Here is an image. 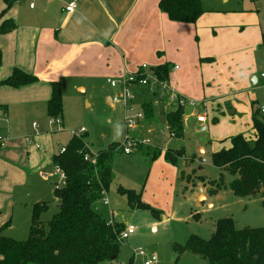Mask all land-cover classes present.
Returning a JSON list of instances; mask_svg holds the SVG:
<instances>
[{
	"label": "crops",
	"instance_id": "obj_1",
	"mask_svg": "<svg viewBox=\"0 0 264 264\" xmlns=\"http://www.w3.org/2000/svg\"><path fill=\"white\" fill-rule=\"evenodd\" d=\"M74 1L77 8L67 14L66 6ZM160 1L15 0L5 19L14 20L17 29L0 34V79L19 69L37 81L17 89L0 86V135L8 139L0 148V226L14 213L19 187H25L37 172L50 166L54 169L52 158L59 153L46 148L47 135L40 132L49 119L47 106L53 82H59L62 89V128L67 121V99L72 97L76 102L79 93L92 91L102 93L107 104L115 108L111 97L116 91L107 80L119 78L125 70L135 73L144 64L151 68L167 65L170 85L188 99L206 101L205 108L206 103L215 105L228 98L221 96L222 91L240 94L249 86L261 85L258 69L264 65V0H202L205 13L195 24L172 22L160 10ZM4 9L3 3L0 14ZM145 90L153 103L143 102L137 108L134 99L132 107L141 111L143 104L150 103L153 109L157 102L163 131L167 132L163 139L172 140L166 115L178 108L171 106L168 92L154 85L133 89L141 99ZM257 102L251 96L248 107H242L244 112L249 111L246 115L251 126L253 114L264 109L258 108ZM196 114H201L193 112L197 120ZM206 123L200 124L203 131ZM54 175L58 178L55 171ZM62 183L59 180L58 184Z\"/></svg>",
	"mask_w": 264,
	"mask_h": 264
},
{
	"label": "rangeland",
	"instance_id": "obj_2",
	"mask_svg": "<svg viewBox=\"0 0 264 264\" xmlns=\"http://www.w3.org/2000/svg\"><path fill=\"white\" fill-rule=\"evenodd\" d=\"M212 0H206L211 3ZM204 2L207 9L209 6ZM3 2L0 0V5ZM148 66V65H147ZM149 67V66H148ZM155 67H149V71ZM260 76L264 73L258 69ZM149 71L147 73H149ZM264 82V81H263ZM261 85L248 87L240 94H229L222 91L221 96L228 98L215 105L204 107L202 99H192L197 103L193 109L188 105L185 110L184 140L172 137L163 139L164 123L161 109L154 101L155 116L152 119H141L139 129L128 134L132 138H143L148 145L169 153L179 159L177 166L165 161L164 155L155 161L141 153L133 151L126 155L123 151L114 157L113 182L105 198L109 206L98 202L95 209L106 219H113L125 229L135 226L136 232L125 240L120 248L116 264H144L150 260L152 264H209L202 257L186 252L179 257L173 250L174 244L185 245L192 235L209 240L215 232V224L221 219L231 218L237 230L245 227L264 228V204L261 199L253 197H238L231 190V183L236 176L224 173L213 165L214 153L228 148L230 139L237 135L252 137L251 120L242 107H248L251 96L258 102L256 106H264V88ZM151 88L154 83L151 82ZM252 92H251V91ZM210 94V92L208 93ZM213 97L216 95H208ZM79 101L67 99L65 126H41L40 132L47 135L46 148L53 153H60L67 145L73 133L84 129L81 134L86 139L90 150L95 154L107 150L112 144H124L126 137L124 109L122 106L110 107L102 93L89 91L88 94H78ZM133 91V100L137 108L143 102H152L149 91H143L144 99ZM220 95V94H219ZM137 97V99H136ZM238 104L241 107L237 108ZM176 108V104L171 105ZM219 108H221L219 110ZM250 108V107H249ZM238 109L234 115L232 112ZM208 117L205 130L197 123L193 112ZM0 114L2 112L0 111ZM195 115V114H194ZM264 113L260 112V118ZM214 118L218 119L215 122ZM162 134V136H161ZM3 136V135H1ZM5 136V135H4ZM142 140V139H141ZM203 149L204 152H200ZM182 172L191 175L186 181L182 180ZM48 176L45 178L44 176ZM59 180L54 175L52 166L44 172H37L25 187L16 191L14 198V213L9 218L10 226L3 236L17 241H26L29 237L32 221L33 206L48 204V210L41 216L43 222L50 221L58 212L54 190ZM202 187V193L199 191ZM132 189L142 194V201L161 214L149 211L132 210L127 198L119 194V189ZM214 191V195L210 191ZM197 194L204 195L200 200ZM143 251L144 258L135 257L134 252ZM132 260V262H131Z\"/></svg>",
	"mask_w": 264,
	"mask_h": 264
},
{
	"label": "trees",
	"instance_id": "obj_3",
	"mask_svg": "<svg viewBox=\"0 0 264 264\" xmlns=\"http://www.w3.org/2000/svg\"><path fill=\"white\" fill-rule=\"evenodd\" d=\"M2 2L5 9L0 14V34L6 35L17 29L14 20L5 19L15 0ZM159 7L172 22L182 24H195L205 13L202 0H161ZM153 72L159 81L169 83L167 65L158 66ZM36 81V77L14 69L6 79H0V86L17 89ZM51 88L47 106L49 119H62L61 85L53 82ZM177 108L166 115V126L171 137L184 140V108L178 105ZM141 111L145 119L152 118L150 103L143 104ZM252 127V137H232L228 148L213 154L212 162L219 170L237 177L230 185L234 195L259 198L264 204V117L260 118L259 111L253 114ZM120 146L112 144L97 153L96 163L92 164L84 160L91 153L86 139L72 136L65 151L52 158L53 165L65 175L61 186L54 190L58 212L50 221L43 222L41 216L47 212L48 204H35L26 241L3 236L10 220L0 226V264H116L125 228L115 224L113 219L106 220L95 205L105 199L111 187L114 157L123 151ZM135 151L152 161L163 154L165 161L173 166L179 161L152 145H140ZM190 177L182 172V180L188 181ZM119 194L127 198L132 210L149 211L158 217L161 214L145 204L142 194L135 190L120 188ZM210 194L214 195V191ZM173 250L177 253L176 263L180 256L190 252L209 264H264V228L237 230L233 219H221L215 224V232L209 240L192 235L185 245L174 244Z\"/></svg>",
	"mask_w": 264,
	"mask_h": 264
},
{
	"label": "built area",
	"instance_id": "obj_4",
	"mask_svg": "<svg viewBox=\"0 0 264 264\" xmlns=\"http://www.w3.org/2000/svg\"><path fill=\"white\" fill-rule=\"evenodd\" d=\"M33 7V5H31ZM77 8V3L71 2L69 3L65 10L67 14H70L75 11ZM178 67H175V70H177ZM149 67L147 65H141L139 69L135 72H129L125 70L119 78H110L107 80V83L109 86L116 91V93L111 97L112 103L115 106H122L124 109V122H125V130H126V137L124 144H122L120 147L122 148L123 152L126 155L132 154L133 151H135L140 145H148L149 141L147 140H138L135 138H132L129 136L128 132L129 130H134L138 127L139 122L141 119H144V114L142 111H135V109L132 107V100H133V89L135 87H146L149 86L151 82L154 83V86L160 87L163 91L169 93V99L172 103H175L181 108H186L188 105L191 108H195L197 106V103L192 100L188 99L182 95H180L168 82H161L154 74L153 70H150L149 73ZM261 79L264 81V73L261 74ZM262 113H264V109L261 110ZM197 122L199 124L206 123L207 117L205 115H197ZM50 126H61L62 120L61 119H50L49 120ZM34 128L37 127V124L33 125ZM168 130V128L166 127ZM84 132V129L77 131L73 133V136L79 137ZM8 142V139L4 136L0 135V148L5 146ZM37 149H41V145H36ZM65 149H62V152H64ZM84 160L86 162H90L92 164L96 163L97 160V154L90 153L89 155H86ZM55 174L58 176L59 180H64L65 175L61 171V169L57 166H54ZM103 204L105 206H109V201L107 198L102 200ZM136 232L135 226L131 225L128 228L125 229V231L121 234V239L123 241L129 239L132 235H134ZM135 257L144 258L146 257V254L143 251L134 252ZM144 264H152L150 260L145 261Z\"/></svg>",
	"mask_w": 264,
	"mask_h": 264
},
{
	"label": "water",
	"instance_id": "obj_5",
	"mask_svg": "<svg viewBox=\"0 0 264 264\" xmlns=\"http://www.w3.org/2000/svg\"><path fill=\"white\" fill-rule=\"evenodd\" d=\"M254 80H256V78H253V81H254ZM198 189H199V191L202 193V191H203V190H202V187H199ZM202 197H204V196H203V195H198L199 200H200ZM204 199H205V197H204Z\"/></svg>",
	"mask_w": 264,
	"mask_h": 264
}]
</instances>
